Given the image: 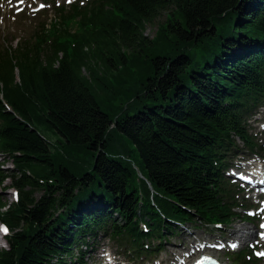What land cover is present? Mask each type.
I'll return each instance as SVG.
<instances>
[{"label": "trees", "instance_id": "16d2710c", "mask_svg": "<svg viewBox=\"0 0 264 264\" xmlns=\"http://www.w3.org/2000/svg\"><path fill=\"white\" fill-rule=\"evenodd\" d=\"M55 14L0 47V154L13 165L0 184L18 193L0 203L12 232L0 264H84L100 236L154 259L187 224L230 225L242 197L228 172L264 150L249 127L264 106V0H89ZM95 182L104 193L87 194Z\"/></svg>", "mask_w": 264, "mask_h": 264}, {"label": "rangeland", "instance_id": "374dc122", "mask_svg": "<svg viewBox=\"0 0 264 264\" xmlns=\"http://www.w3.org/2000/svg\"><path fill=\"white\" fill-rule=\"evenodd\" d=\"M83 1L85 0H23V2L21 0H0V47L5 49H9L10 45L16 47V45H19L24 40L30 39L31 35L38 31L42 25L45 29H50V24L52 23V26L58 19L55 14L56 8H67L69 5L78 2L83 4ZM40 5H45V7L41 9ZM164 20L165 15L162 14L155 22L148 24L145 29V36L151 39L155 34L157 25ZM249 125L254 140L264 147V132H261L264 126V113H258L255 116V121H251ZM45 135L56 146L59 145L58 140L63 141L62 138L51 132H46ZM52 150L55 151V148H52ZM260 164H264V153L261 152L255 154L246 152L240 155L237 161L233 162V167L237 170L230 171L227 176L230 182L237 186L235 189L242 197L240 201L242 210L237 211V217L230 225L226 227H212L198 222L196 224H187L179 228L177 235L170 237L168 242L162 244V250L152 261H148L150 259L137 260L133 256L127 257L116 246V243L100 236L92 244L91 249L87 251L83 263L106 264L108 262L106 256H111L109 261L118 262V264H178L182 259L185 261L183 264H187L189 260L199 254V251H202L199 247H195V243L200 242L203 243L202 245L206 244L208 247H212V251H215L217 254L215 255L217 258L215 260L224 264H241L235 263L233 256L239 251L243 250L244 253H248L252 250L253 246L257 247V256H263V258H260L259 264H264V237H262V232H258L256 240L252 243L241 246L239 242H233L232 237L229 235L230 231L238 226L253 227L255 225L261 229L264 214L259 215L256 220L250 221V224L242 220V217L248 216V213L243 208L253 206L256 200L249 193L247 185L244 186V189L242 188L244 184L237 177V175H246V171L257 174L260 171ZM253 167H256V169L246 170V168ZM12 168L13 165L10 160L0 154V171L7 174V170H11ZM245 178H249V176H245ZM9 185V179L0 184V203L2 204L14 203V189L9 188ZM85 189L87 194L96 193L97 195H101L104 193L103 188L99 186L98 182ZM35 196L39 198L41 192L36 193ZM4 210L5 208L2 209V211ZM259 211L260 209L256 210L255 214L258 215ZM4 237L3 234H0V249H8L6 239L9 236L7 238ZM218 245H220L219 248L221 247V250L217 249L216 246ZM173 254L175 255L173 256Z\"/></svg>", "mask_w": 264, "mask_h": 264}, {"label": "bare ground", "instance_id": "6f19581e", "mask_svg": "<svg viewBox=\"0 0 264 264\" xmlns=\"http://www.w3.org/2000/svg\"><path fill=\"white\" fill-rule=\"evenodd\" d=\"M248 169H252V168H246V170H248ZM246 174L253 177V178H250V180L254 181L255 188H259V189L261 187L264 188V174L263 173L258 171L257 174H255V173L246 171ZM243 188H244V186H243ZM246 223L250 224L251 222H246ZM258 232H262V237H264V221H262V223H261V229H259L255 225L253 227L238 226V227H235L234 229H232L230 231L229 235L232 237L233 242H239L240 246H241V245H244L247 243H252L254 240H256ZM195 244H196L195 247L197 246L200 248H204V250L199 251V250L195 249V250L199 251V254L195 258H192L191 260H189L187 262V264H192L195 261V259L199 257L200 254H204L210 258L212 257L213 259H217L215 256L217 254L215 253V251H212L213 250L212 247H208L206 244H204L202 246L200 244H203V243H200V242L195 243ZM231 244H233V243H231ZM174 255L175 254H173V256ZM180 262L185 263V261L183 259L180 260ZM219 263L224 264V263H221L220 261H219Z\"/></svg>", "mask_w": 264, "mask_h": 264}, {"label": "water", "instance_id": "95a60500", "mask_svg": "<svg viewBox=\"0 0 264 264\" xmlns=\"http://www.w3.org/2000/svg\"><path fill=\"white\" fill-rule=\"evenodd\" d=\"M194 264H219L215 259L202 255Z\"/></svg>", "mask_w": 264, "mask_h": 264}, {"label": "snow or ice", "instance_id": "6c2138e0", "mask_svg": "<svg viewBox=\"0 0 264 264\" xmlns=\"http://www.w3.org/2000/svg\"><path fill=\"white\" fill-rule=\"evenodd\" d=\"M21 2H23V0H21ZM45 7V5H40V8L43 9ZM0 231H4L5 233L7 232L6 229H0Z\"/></svg>", "mask_w": 264, "mask_h": 264}]
</instances>
